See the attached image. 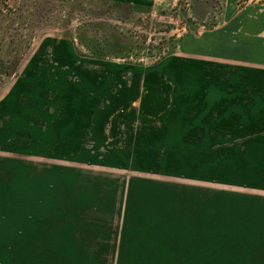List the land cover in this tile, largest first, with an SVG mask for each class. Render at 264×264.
Listing matches in <instances>:
<instances>
[{
    "label": "rangeland",
    "instance_id": "374dc122",
    "mask_svg": "<svg viewBox=\"0 0 264 264\" xmlns=\"http://www.w3.org/2000/svg\"><path fill=\"white\" fill-rule=\"evenodd\" d=\"M261 23L264 0H0V264H116L89 243L107 242L102 222L119 243L124 219L156 250L202 222L210 264V215L264 205L259 158L237 167L214 100L230 79L264 84L225 58ZM166 247L132 264L195 263Z\"/></svg>",
    "mask_w": 264,
    "mask_h": 264
},
{
    "label": "crops",
    "instance_id": "0c3cea01",
    "mask_svg": "<svg viewBox=\"0 0 264 264\" xmlns=\"http://www.w3.org/2000/svg\"><path fill=\"white\" fill-rule=\"evenodd\" d=\"M260 27L264 29L263 23H261ZM251 44L257 45L250 50H246V47H244L243 51L239 50L236 52L229 49L225 57L227 59L226 63H228V65L239 64L251 67L254 70L262 69L263 72L262 74L259 73V75L262 77L260 80H263L264 39L250 43L249 45ZM229 81L230 82L226 85V96H217L214 99L216 102H220L226 97L225 102L219 105L225 107V116L222 117L227 119V144L229 146L232 141L233 145L232 147L229 146L228 149L233 155H239V157L243 156L241 162L242 166H239V162L237 161V167L245 168L243 164L253 165L257 162V159L255 162L252 157L259 158L258 167L255 169L261 176L258 184L255 186L257 188L254 189V191L257 192L255 195H251L252 197L250 198L256 199L258 197L259 201L264 200V198L260 197L264 196V84L247 85L246 83H236L235 79H230ZM244 82H246L245 79ZM248 87L256 88L257 92L263 96L251 93L253 96V98H251L249 95L245 94ZM208 91H211L213 95L219 94L218 89H210ZM251 92H253V90H251ZM12 97L11 95L9 99ZM214 100L210 99L209 103L214 104ZM197 120L193 122L194 125L198 124ZM180 129L182 130V127H180ZM184 131H186V128ZM236 141L238 142L236 143ZM243 186L252 187V185L245 183ZM258 209V215H210V264H264V205L259 206ZM199 220L201 222V219ZM143 224L144 223L141 224L134 220L130 221V219H124L121 225L123 233H120L121 238L118 243V241L114 239V237L117 236L116 231L114 233L111 230L108 231L110 229V224L107 222L99 223L97 225L98 228L106 229L107 234L104 235H108L107 242L93 243L91 240L89 245H93V247H89L88 251L117 252L116 264H132V260L138 258L134 257L132 253L139 252V250L146 249V251H151L153 253H164L168 251L167 245L176 246L180 244L181 248L179 250L173 249L172 251H186V258L187 256L189 258L193 257L194 264H198V262L202 261L203 257L200 253H202L204 249L202 248L203 235L208 234V230L202 229V222L197 225L195 224L193 227L182 225V227L175 228L173 232L167 231L165 237L172 238L168 240V244L166 245V240H163L164 243L162 245L165 246L162 250H156L153 244L149 245L151 242L146 244L142 242V240L132 239L133 235L141 236L144 234L146 237L154 238L153 235L155 233H149L145 228L143 231L145 230L146 233L142 232L140 234L139 229H141V226L143 227ZM115 226L119 227L118 221H116ZM100 234L102 235L103 233ZM109 236H111L112 239H109ZM187 244L190 245L188 249L187 246L182 247V245ZM190 252H193V254H187ZM171 258L172 261L178 260L176 254ZM171 258L169 259L170 261Z\"/></svg>",
    "mask_w": 264,
    "mask_h": 264
}]
</instances>
